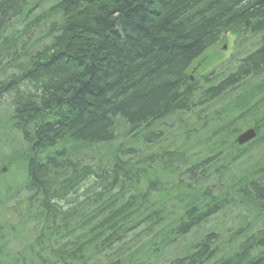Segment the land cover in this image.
<instances>
[{
	"label": "trees",
	"instance_id": "16d2710c",
	"mask_svg": "<svg viewBox=\"0 0 264 264\" xmlns=\"http://www.w3.org/2000/svg\"><path fill=\"white\" fill-rule=\"evenodd\" d=\"M0 111V264H264V0H0Z\"/></svg>",
	"mask_w": 264,
	"mask_h": 264
},
{
	"label": "rangeland",
	"instance_id": "374dc122",
	"mask_svg": "<svg viewBox=\"0 0 264 264\" xmlns=\"http://www.w3.org/2000/svg\"><path fill=\"white\" fill-rule=\"evenodd\" d=\"M222 37L223 38H222L221 43L217 46L216 49L211 51L210 54H212V56L211 55L203 56L202 58H200L195 63V65L191 69L192 77L193 76L199 77V76L205 74L206 72H208L211 69V66H213V65H211L210 59H212V62L215 63L214 65H216V64L219 65V63H221L224 60L226 61L228 59L229 55L234 50V37L229 35V34H224ZM253 46L254 45L251 44L250 47H246L245 52L254 48ZM217 51L222 53V55L219 58H217V60L215 61L214 60L215 56H213V55H215V53ZM238 56H240V55H238ZM206 62H209L210 64L206 63ZM4 102H6V101L2 100V104ZM2 113H3V111H0V116H2ZM14 142H15V135H12V137H10L8 139V142L5 139L0 141V169H2V167H4L3 164L8 161V159H7V161H3L2 157L4 154L8 155V154H6V152H8L10 150V144L9 143H11L13 145ZM3 169H4L3 171H5L3 174L8 173V175H5V177H1L2 175H0V181L2 180L1 184L13 183L15 185V187L17 185H21L20 182H18V179H19L18 176H20V174H18V173L16 174L15 172L10 173V172H8L9 170L6 169V167H4ZM11 194H13V193L11 192ZM24 197H25L24 191L22 193L17 194L15 197H12L10 199L9 203L6 205V208L4 210H2V212L0 213V231H1V227H3L4 228L3 234L13 236V238L16 236L19 237L17 242H15L14 239L12 240L11 244H14V245H18L19 240L28 235V234L25 235L22 231H27V230L32 228V225H29L26 227L22 226L23 228H17L20 221H19L16 214H12L11 212H9V210H11V208L14 205H16L17 203H19L21 201V199H23ZM15 209H17V207L13 208L12 210H15ZM21 210H22V205L19 204V206H18L19 213ZM236 212H237V209H234V213H236ZM8 215H10V216H8ZM235 217H236V215L234 216L233 212H231L229 214L227 213V216L225 218L229 222L232 218H235Z\"/></svg>",
	"mask_w": 264,
	"mask_h": 264
},
{
	"label": "water",
	"instance_id": "95a60500",
	"mask_svg": "<svg viewBox=\"0 0 264 264\" xmlns=\"http://www.w3.org/2000/svg\"><path fill=\"white\" fill-rule=\"evenodd\" d=\"M257 137V131L255 128L250 127L242 130L236 137L235 141L239 146L250 143Z\"/></svg>",
	"mask_w": 264,
	"mask_h": 264
},
{
	"label": "bare ground",
	"instance_id": "6f19581e",
	"mask_svg": "<svg viewBox=\"0 0 264 264\" xmlns=\"http://www.w3.org/2000/svg\"><path fill=\"white\" fill-rule=\"evenodd\" d=\"M16 138L18 139L17 141H20L19 136H17ZM15 140H16V139H15ZM17 141H16V143H17ZM16 143L14 142L13 145H11V147L13 148V147L16 145Z\"/></svg>",
	"mask_w": 264,
	"mask_h": 264
}]
</instances>
